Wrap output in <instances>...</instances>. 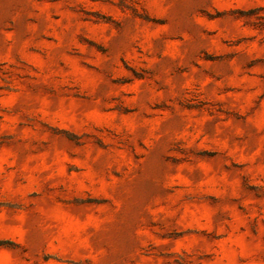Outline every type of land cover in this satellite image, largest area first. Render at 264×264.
I'll use <instances>...</instances> for the list:
<instances>
[{"label": "rangeland", "instance_id": "rangeland-1", "mask_svg": "<svg viewBox=\"0 0 264 264\" xmlns=\"http://www.w3.org/2000/svg\"><path fill=\"white\" fill-rule=\"evenodd\" d=\"M0 264H264V0H0Z\"/></svg>", "mask_w": 264, "mask_h": 264}]
</instances>
